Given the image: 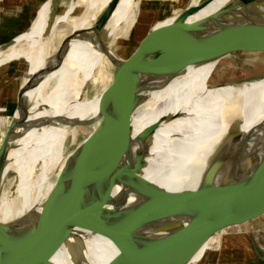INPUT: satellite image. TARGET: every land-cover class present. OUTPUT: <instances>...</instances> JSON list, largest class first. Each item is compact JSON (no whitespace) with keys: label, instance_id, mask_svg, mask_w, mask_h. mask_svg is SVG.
Listing matches in <instances>:
<instances>
[{"label":"bare ground","instance_id":"1","mask_svg":"<svg viewBox=\"0 0 264 264\" xmlns=\"http://www.w3.org/2000/svg\"><path fill=\"white\" fill-rule=\"evenodd\" d=\"M59 1L44 3L26 33L0 46V69L13 67L22 80L16 94V112L30 108L12 129L17 146L8 156H0V224L27 216L30 211L37 212L58 173V195L77 197L81 189L84 191L79 196L92 193L103 160L107 164V184L102 191L123 188L126 195L133 197L144 187L153 186L162 195L170 194L171 199L179 197L187 215L166 231L154 233L157 240L174 236L200 207L218 153L236 119L241 117L246 126L245 122L264 112V83L208 87V65L166 78L133 98L98 108V98L86 100V88L89 82H97L96 70L105 57L99 50L116 55L117 49L125 48L139 0H87L82 16L76 19L71 16L79 0L70 1L66 11L57 13L55 4ZM200 2L191 0L188 6ZM225 2L210 3L206 8L217 4L190 17L162 44L168 47L185 38L196 40L195 36L213 38L216 25L227 22L233 25L231 31L225 32L227 40H236L249 31L247 27L264 20V0H241L230 11L232 16L217 18L210 24L206 13ZM96 7L98 10L94 11ZM108 7L112 9L110 17L97 34L90 40L82 38L80 32L89 29ZM171 19L155 22L153 27H161ZM66 29L70 31L65 34ZM72 32L77 35L54 53V43ZM151 53L146 46L141 55ZM50 56L40 84L33 86L34 72L43 68ZM95 114L84 126L93 135L69 153L66 145L75 127L61 125V120L48 125L59 115L87 119ZM7 172L14 175L9 186L4 187ZM257 173L260 178L256 176L251 186L264 179V164ZM40 244L48 251L21 264H112L111 258L117 252L112 243L98 234L85 242L53 236ZM210 246L206 244L199 252Z\"/></svg>","mask_w":264,"mask_h":264},{"label":"water","instance_id":"2","mask_svg":"<svg viewBox=\"0 0 264 264\" xmlns=\"http://www.w3.org/2000/svg\"><path fill=\"white\" fill-rule=\"evenodd\" d=\"M214 1L203 0L198 5L186 6L173 15L167 24L150 28L123 57L99 50L113 68L100 90L91 95H98V108L133 98L162 80L182 75L191 69L211 65V73H214L219 62L232 54H264V20L247 27L249 31L243 34L248 38L228 41L225 32L231 31L233 25L227 22L216 25L213 38L195 36L196 40L175 45L171 43L168 47L162 44L169 33ZM240 2L226 0L207 12L206 20L214 24L212 21L217 18H226L227 14L232 16L230 11ZM111 12L110 7L104 9L89 29L80 32L81 37L90 40L102 28ZM76 32L59 41L54 46V53L61 44L74 38ZM146 46L152 53L144 57L141 53ZM49 59L51 56L43 68L34 72L33 86L40 84ZM17 112L12 114L0 139V156H8L9 151L17 146V139L11 136L12 129L28 115L30 108ZM58 117L60 115L52 118L48 125L53 126L61 120V125L69 128L84 127L96 114L87 119ZM243 124L244 120L237 118L228 131L200 207L174 236L157 240L154 233L166 231L169 225L187 215L179 197L173 196L174 199H171L170 194L162 195L153 186L144 187L133 197L126 195L123 188L116 192L113 189L102 191L107 184V164L102 160L96 190L92 193L79 196L84 191L81 189L76 192L77 197L58 195L55 189L58 173L53 176L54 183L37 212L30 211L26 213L27 216L0 224V264H21L46 253L48 248L40 242L49 237L68 236L85 242L96 234L104 236L116 247L112 264H198L219 251L228 238L263 232L264 179L257 185L250 184L256 176L260 178L257 172L264 164V112L245 122L246 126ZM67 147L68 144L66 151ZM211 238H216V242L195 261V256Z\"/></svg>","mask_w":264,"mask_h":264},{"label":"rangeland","instance_id":"3","mask_svg":"<svg viewBox=\"0 0 264 264\" xmlns=\"http://www.w3.org/2000/svg\"><path fill=\"white\" fill-rule=\"evenodd\" d=\"M70 1L72 0H60L57 4V13L66 11L68 9L67 7L69 6L68 3ZM86 1L87 0L78 1L76 7L72 11L71 19H76L79 16H82L81 13L86 6ZM190 1L191 0H139V9L137 8L136 10L135 21L127 31L126 43L128 44L125 46V48L121 47L117 49L115 54L121 57L125 56L134 48L138 40L142 36H144L150 28L153 27L155 22L167 21L168 19L172 18L173 15L177 14L179 11L188 6ZM223 1L224 0H219V3ZM216 4H211L208 8H211ZM208 8H206L205 10H207ZM97 10L98 7L94 9V11ZM38 12L39 10L37 11V14ZM227 17L230 16L227 14ZM69 31V29H66L64 33L66 34ZM245 35L246 34H242L237 39L248 38L245 37ZM184 40L186 41L187 39L185 38ZM54 44L57 45V42H55ZM102 62L103 63H101V65L97 68L98 70H96L97 82L94 83L91 81L87 85V101L98 98V95L96 94L95 96L91 95L100 90L101 85L112 71L113 67L105 57L103 58ZM13 71V67L10 69H0V139L4 135V131L12 114L14 113V111L16 112V109L18 108L16 94L22 80ZM262 77H264V54H232L219 62L214 73H211V75L207 79L206 85L208 87H225L226 85H249L253 84L256 81H261V83L259 84H263L264 78L259 79ZM79 132H81V134H79ZM91 135H93V132L88 127L75 126V128H73L71 131V138L68 140V143L70 144H68L67 151L72 150L76 146V144L79 145L83 141V139L88 138ZM13 175V172H7L4 177V179H6L4 182V187L9 186V182L13 178ZM211 242H216V238H211L207 244H211ZM205 260L206 259L202 260L198 264H203Z\"/></svg>","mask_w":264,"mask_h":264},{"label":"crops","instance_id":"4","mask_svg":"<svg viewBox=\"0 0 264 264\" xmlns=\"http://www.w3.org/2000/svg\"><path fill=\"white\" fill-rule=\"evenodd\" d=\"M47 1L0 0V46L26 33L37 11ZM205 251L199 252L194 260L197 261ZM203 264H264V231L226 239L220 250Z\"/></svg>","mask_w":264,"mask_h":264}]
</instances>
